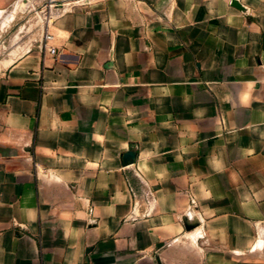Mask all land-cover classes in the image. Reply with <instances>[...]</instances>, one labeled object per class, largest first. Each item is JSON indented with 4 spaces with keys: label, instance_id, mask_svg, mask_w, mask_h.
<instances>
[{
    "label": "crops",
    "instance_id": "obj_1",
    "mask_svg": "<svg viewBox=\"0 0 264 264\" xmlns=\"http://www.w3.org/2000/svg\"><path fill=\"white\" fill-rule=\"evenodd\" d=\"M237 1L88 0L51 56L0 0V264H264V0Z\"/></svg>",
    "mask_w": 264,
    "mask_h": 264
},
{
    "label": "built area",
    "instance_id": "obj_2",
    "mask_svg": "<svg viewBox=\"0 0 264 264\" xmlns=\"http://www.w3.org/2000/svg\"><path fill=\"white\" fill-rule=\"evenodd\" d=\"M24 1L26 4L38 6L43 13V25L40 28L41 40L38 43V50L43 53H48L51 56L56 55V49L49 46L52 36L48 33V27L55 20L62 17L65 13L74 11L76 8L81 7L88 0H18Z\"/></svg>",
    "mask_w": 264,
    "mask_h": 264
},
{
    "label": "rangeland",
    "instance_id": "obj_3",
    "mask_svg": "<svg viewBox=\"0 0 264 264\" xmlns=\"http://www.w3.org/2000/svg\"><path fill=\"white\" fill-rule=\"evenodd\" d=\"M18 5L20 6V19L18 21L19 26L17 27H21V36L26 38L30 37L32 39V43H35L40 36V28L43 25L44 14L40 12L42 8L38 6L33 8L24 1H20ZM11 33V30L5 32V34L9 35H11Z\"/></svg>",
    "mask_w": 264,
    "mask_h": 264
},
{
    "label": "water",
    "instance_id": "obj_4",
    "mask_svg": "<svg viewBox=\"0 0 264 264\" xmlns=\"http://www.w3.org/2000/svg\"><path fill=\"white\" fill-rule=\"evenodd\" d=\"M230 5H231V7L235 8L239 11H243V7L240 5V3L237 0H231ZM127 156H131V154H129ZM185 226L188 230H190L196 226V223H190L187 220H185Z\"/></svg>",
    "mask_w": 264,
    "mask_h": 264
}]
</instances>
